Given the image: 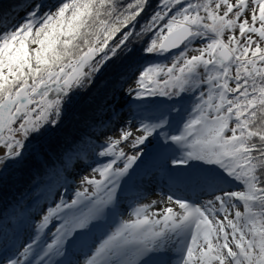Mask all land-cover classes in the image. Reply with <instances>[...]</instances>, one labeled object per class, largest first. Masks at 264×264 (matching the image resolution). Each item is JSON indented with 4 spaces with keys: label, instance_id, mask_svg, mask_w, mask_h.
I'll list each match as a JSON object with an SVG mask.
<instances>
[{
    "label": "snow or ice",
    "instance_id": "snow-or-ice-1",
    "mask_svg": "<svg viewBox=\"0 0 264 264\" xmlns=\"http://www.w3.org/2000/svg\"><path fill=\"white\" fill-rule=\"evenodd\" d=\"M150 7L151 0H33L26 15L10 20L0 0V146L6 150L0 175L24 162L30 140L57 131L74 94L91 87L118 53L126 60L165 56L171 64L139 67L129 96L179 103L183 94L206 87L178 134L166 131L169 113L179 111L173 106L142 120V135L132 141L137 147L156 136L175 146L157 160L172 206L150 211L153 201L133 208L135 218L121 221L85 264H264V0H155L141 23ZM134 35L147 37L143 48L129 47ZM130 136L122 131L99 152L112 159L93 170L101 179L84 178L91 194L85 188L70 203L61 198L48 208L23 250L9 255L8 245H0V264H72L63 259L68 243L102 220L109 206L115 209L120 181L140 159L117 150ZM121 159L123 167L114 169ZM230 182L240 187L229 190ZM180 189L211 198L198 203L176 195ZM61 212L63 222L41 247ZM165 250L177 258L152 255Z\"/></svg>",
    "mask_w": 264,
    "mask_h": 264
},
{
    "label": "trees",
    "instance_id": "trees-1",
    "mask_svg": "<svg viewBox=\"0 0 264 264\" xmlns=\"http://www.w3.org/2000/svg\"><path fill=\"white\" fill-rule=\"evenodd\" d=\"M32 2L33 0H7L3 2V6L8 9L9 19L15 20L18 15L21 17L26 15ZM117 2L126 4L129 0H117ZM151 3L154 7L155 0H151ZM153 7H150L139 18L141 23L153 11ZM4 22V17L0 16V25ZM127 30L124 29V31ZM139 30V25H137L135 31ZM119 35L117 34V37ZM130 39L133 42L129 44V47L143 48L147 37L137 38L134 35ZM170 60L165 56L144 55L143 53L131 60H126L121 53H118L112 62L95 74V83L91 87L86 85L84 90L76 92L57 131L48 136L30 140L24 154V162L9 168L0 175V226L10 224L13 220H28V216L41 207V202L51 200L55 189L62 182L61 172L67 171L75 160L83 155L89 157V154L96 149L98 145L94 141L107 127L106 117L111 119L113 116L109 122L112 123L110 127L114 124L113 119L118 114L116 113L118 110L113 106L112 99L115 91L121 88L128 77L139 73V67L142 65L167 64ZM129 65H132L131 72L128 71ZM121 72L126 73L123 78ZM200 89L203 90L202 87ZM200 89L183 94V99L179 103L176 99L170 100L161 96L145 97L143 101H138L132 96L128 107L131 108L130 113L132 111V114L133 112L137 114L138 110H142L143 114L151 112L152 114L148 116L157 118L162 110L172 108L177 104L175 108L179 111L173 110L168 116L169 120L177 124L188 113L186 111L190 109L189 102L192 98L196 103L194 95L198 96ZM141 103L146 105L145 109H138L137 106ZM128 107L125 108L126 114L129 113ZM112 108L113 111H111ZM225 187L229 190H236L240 186L236 182H230ZM37 193H41V196L33 203L34 208L28 213L29 215L22 217L21 209L25 200L30 196L35 197Z\"/></svg>",
    "mask_w": 264,
    "mask_h": 264
},
{
    "label": "rangeland",
    "instance_id": "rangeland-1",
    "mask_svg": "<svg viewBox=\"0 0 264 264\" xmlns=\"http://www.w3.org/2000/svg\"><path fill=\"white\" fill-rule=\"evenodd\" d=\"M119 37H117L118 39ZM201 46V42L196 43L193 45V47H200ZM196 53L194 52H189L188 55H194ZM171 60L167 63V64H171ZM131 78L127 79L124 84L121 86V88H119L117 91H115L114 93V97L112 99L113 101V106L115 108H117V110L119 111H124V109L126 107H128V103H129V98L131 96L128 95V89L130 87H134L135 86V78L136 75H132L130 76ZM202 89H205V86H202ZM201 90V89H200ZM199 90V91H200ZM196 96V95H194ZM194 98L191 99V101L189 102V108L190 105H194ZM192 105V106H193ZM191 106V107H192ZM128 109V114L132 115V111L130 113V107L127 108ZM113 111V108L112 110ZM119 113V112H116ZM126 115H122L120 116V120H118L115 124V126L113 127V129H111V131L107 132V133H103V135L97 136L95 141L96 142H100L102 143L101 147H99L98 151H102L111 140H117L121 138V134L122 131H130L131 132V136L128 138V140H123L121 141V144L118 146L117 150L119 149H123V151L125 152L126 156L127 155H137L140 154V159L137 161V163L135 165H133L132 169L129 170L130 175L124 177L120 183H121V187L118 190V194H117V202L115 205V209L113 210L112 206H109L107 209H109V211L115 216V223L113 226H103V230H102V235H108L110 234L109 231L111 232V228L115 229L121 221L124 220H130V219H134L135 217L131 215L133 208L140 206V205H152L153 201H156L157 203L155 205L152 206V208L150 209V211H154V212H159L160 210H162L164 207L166 206H172L171 204H169L167 202V196L169 194V182H168V190H159L157 188L155 189H150V190H146L142 188V181L146 180V179H152L155 180L156 176L159 177L161 175V169L157 163L158 157L162 154L161 152V148L165 147L164 143L160 142V139L157 138L156 136L153 137H149V139L145 142V144L143 145H139L137 147H133L132 146V141L135 139L136 136L138 135H142V133L139 131L140 128V122L143 119H131V116H127ZM188 117V114L186 115ZM111 117V116H110ZM187 117H184L183 119H181L180 123L175 127L173 124L169 125L167 128L168 129H173L171 131H169L170 134H178L179 130L182 128L183 122L187 119ZM113 118V116L111 117V119ZM130 118V119H129ZM107 120V124L108 122H110L111 119H109V117H106ZM167 145V144H166ZM168 146H172L173 151H175V146L171 145L170 143L168 144ZM151 148H153V150H149ZM6 150L0 146V154L4 153ZM178 154V153H177ZM112 159L111 156H105V157H101L100 155L96 156L95 159L92 161V163L90 165H83L80 166L77 171L76 174H72L69 179V181H65L66 184H64L65 186V190L64 191H60L59 192V196H57L55 198V203H60L61 198L64 199V201L70 203L72 199H75V193L77 191H83L85 188L88 189V193L91 194L94 191V187L92 185L87 184L84 181L85 177L88 178H95V179H101V177L99 176L98 172L93 171L94 169H96L97 167L102 166L105 163H108L110 160ZM123 167V159L118 160L117 163L115 165H113V168H122ZM169 167H173L171 164H169ZM163 189H165L164 187H162ZM177 192H180L177 191ZM176 194V193H175ZM219 194V193H217ZM98 195H104L103 192L98 193ZM177 195V194H176ZM199 203H203L205 202L207 199L211 198L208 195L207 196H199ZM189 198V197H187ZM29 201L26 202V204H28ZM26 204L24 206H26ZM56 204L52 205L51 208H55ZM85 204H87V202H85ZM50 208V207H49ZM30 209V207L28 206L27 208H25L24 212H27ZM47 210L48 208L43 207L39 212H37V214L33 217V221L35 223V225H37L43 218V216L45 214H47ZM88 208L87 207H82L81 211L83 212H87ZM242 210V209H241ZM115 211H118L119 213L115 215ZM222 215V214H221ZM63 216V212L59 213L57 216L53 217L48 229L45 230L46 234L43 236V239L40 242V245L43 244V242L45 244L50 243L52 240V233L55 232L56 228L59 227V225L63 222L61 217ZM108 222H110V220H107ZM102 220H98V221H93V225L90 226V231L89 234L91 235L93 233V230L99 228L100 225H102ZM31 228L29 230L30 234H29V239H32V237L35 235V229L36 226H34L33 224H31ZM96 232V231H95ZM98 233V232H97ZM79 234L85 235L87 237V231L85 230H78V233L76 234V236H78ZM101 235V234H100ZM93 240L94 239V235L92 234ZM105 237V236H104ZM103 237V238H104ZM96 242H98L96 244ZM100 241H95L94 243H92L89 246H84L82 247V250L80 253V256L83 257L85 255V257L87 258L95 249V247L99 244ZM96 244V246L94 245ZM79 244H77L78 246ZM94 245V246H93ZM94 249H93V247ZM20 250H23V248H21ZM77 249H74L72 254L76 253ZM157 255L159 256H163L162 253H157ZM173 255V252H172ZM80 256L75 259L73 261V263L75 264H85V260H81ZM175 258V257H174Z\"/></svg>",
    "mask_w": 264,
    "mask_h": 264
},
{
    "label": "bare ground",
    "instance_id": "bare-ground-1",
    "mask_svg": "<svg viewBox=\"0 0 264 264\" xmlns=\"http://www.w3.org/2000/svg\"><path fill=\"white\" fill-rule=\"evenodd\" d=\"M165 178H167V176L166 175H164V174H161L159 177H157L156 176V178H155V180H150V179H146V180H144V181H142V188L143 189H146L147 191L148 190H150V189H155V188H157V189H159V190H162V187H164V188H167V184H166V182H165ZM119 213V212H118ZM106 218H109V219H111L112 217L111 216H108V215H106ZM103 221H105V219L103 218ZM107 224V223H106ZM109 224V223H108ZM114 225V221H112L111 223H110V226H113ZM101 226V225H100ZM114 229L113 228H111V232L113 231ZM90 230H87V232H89ZM80 236H84V235H81V234H79L78 235V237H76L75 239H74V242H75V244H77V240H78V242H80V243H82L83 242V239H81L80 238ZM106 237V236H105ZM91 243H92V240H91ZM90 243V244H91ZM70 253V251H67V255ZM159 253H162V254H164V258L166 259V260H169V261H172L173 260V257H171V253H172V251H169V250H165V251H163V252H159ZM66 258V257H65ZM83 260H85V257H83Z\"/></svg>",
    "mask_w": 264,
    "mask_h": 264
},
{
    "label": "water",
    "instance_id": "water-1",
    "mask_svg": "<svg viewBox=\"0 0 264 264\" xmlns=\"http://www.w3.org/2000/svg\"><path fill=\"white\" fill-rule=\"evenodd\" d=\"M4 1H6V0H2V2H4ZM175 51V50H174Z\"/></svg>",
    "mask_w": 264,
    "mask_h": 264
}]
</instances>
